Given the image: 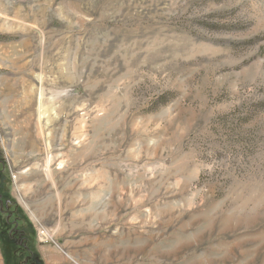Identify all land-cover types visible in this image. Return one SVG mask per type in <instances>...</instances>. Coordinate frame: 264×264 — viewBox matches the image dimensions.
I'll return each instance as SVG.
<instances>
[{
    "label": "rangeland",
    "instance_id": "rangeland-1",
    "mask_svg": "<svg viewBox=\"0 0 264 264\" xmlns=\"http://www.w3.org/2000/svg\"><path fill=\"white\" fill-rule=\"evenodd\" d=\"M0 170V264H264V0H0Z\"/></svg>",
    "mask_w": 264,
    "mask_h": 264
},
{
    "label": "built area",
    "instance_id": "built-area-1",
    "mask_svg": "<svg viewBox=\"0 0 264 264\" xmlns=\"http://www.w3.org/2000/svg\"><path fill=\"white\" fill-rule=\"evenodd\" d=\"M36 229H37V233H38L40 241H46L51 237V234H49L48 231L45 232L46 229L42 227L41 224H39L38 227H36Z\"/></svg>",
    "mask_w": 264,
    "mask_h": 264
},
{
    "label": "trees",
    "instance_id": "trees-1",
    "mask_svg": "<svg viewBox=\"0 0 264 264\" xmlns=\"http://www.w3.org/2000/svg\"><path fill=\"white\" fill-rule=\"evenodd\" d=\"M1 171V170H0ZM12 212H13V209L11 210ZM10 216V215H9ZM20 232H22L23 233V231H21V229H20ZM22 239H24L25 240V242H26V237L24 236V233H23V235H22V237H21ZM22 245V244H21ZM22 247L24 248L25 247V244L24 245H22ZM25 249V248H24ZM26 250V249H25ZM22 263H24V262H22Z\"/></svg>",
    "mask_w": 264,
    "mask_h": 264
},
{
    "label": "bare ground",
    "instance_id": "bare-ground-1",
    "mask_svg": "<svg viewBox=\"0 0 264 264\" xmlns=\"http://www.w3.org/2000/svg\"><path fill=\"white\" fill-rule=\"evenodd\" d=\"M42 132V131H41ZM42 134V133H41ZM27 139V138H26ZM25 144H27V140H26V143Z\"/></svg>",
    "mask_w": 264,
    "mask_h": 264
}]
</instances>
